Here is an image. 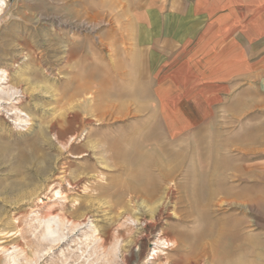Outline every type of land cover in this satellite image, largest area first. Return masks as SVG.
<instances>
[{"label":"rangeland","instance_id":"1","mask_svg":"<svg viewBox=\"0 0 264 264\" xmlns=\"http://www.w3.org/2000/svg\"><path fill=\"white\" fill-rule=\"evenodd\" d=\"M0 7V264H235L242 245L251 264H264L263 109H240L237 121L212 111L200 124L198 92L159 81L196 41L198 31L178 23L193 20L189 0ZM119 91L143 93L139 112L138 103L121 117L106 112L124 100ZM145 136L167 140L169 157L184 149L185 162L164 182L169 197L144 217V198L119 192L136 170L162 180L157 167L137 164L151 150L137 141ZM212 161L237 170L210 206L192 189L203 176L191 172Z\"/></svg>","mask_w":264,"mask_h":264},{"label":"crops","instance_id":"2","mask_svg":"<svg viewBox=\"0 0 264 264\" xmlns=\"http://www.w3.org/2000/svg\"><path fill=\"white\" fill-rule=\"evenodd\" d=\"M189 13L194 16L189 24L178 23L197 30L196 41L187 60L177 56L159 81L198 92L200 124L212 111H230L232 121L238 120L240 109L264 111V0H189ZM243 85L248 99L240 105ZM256 93L262 101L255 100Z\"/></svg>","mask_w":264,"mask_h":264},{"label":"bare ground","instance_id":"3","mask_svg":"<svg viewBox=\"0 0 264 264\" xmlns=\"http://www.w3.org/2000/svg\"><path fill=\"white\" fill-rule=\"evenodd\" d=\"M2 3H3V0H0V5H2ZM0 9H2V8L0 7ZM90 24H91V28H92V27H95L96 25H98V22L91 20ZM88 26H90V25H88ZM119 93H120V91H119ZM113 94L115 95V93H113ZM120 94L122 95V96L120 95L122 98L120 96L119 97L121 98V100H123V99L124 100L121 101V103L118 106H116V108L114 106H109L108 109L106 110V112L108 114H110L112 116H116V117H121V116L128 114L127 112H125V109L127 108V105L129 103H131V104L132 103H134V104L138 103L137 104L138 106L136 105L137 107L134 108L135 109L134 112H137V111L139 112V109L141 108L139 103L141 102V100L144 99V95L142 92H137V91H135V92L131 91L130 92V91H128L127 93L123 92ZM116 95H118V94H116ZM109 99L111 101V98H109ZM106 112H104V113H106ZM99 119H101V118H99ZM182 124H184V123H182ZM150 131H151V135H153L154 133H152V132L154 131V127H151ZM150 136H148V137L145 136L144 138L143 137L142 138L136 137V138H137V141H139V143L143 144L144 148H151V150L157 151L158 155L151 157V153H150L151 150L144 151L143 149H141V150H143V152L139 151L135 158H137V164H140V165L145 166V167L146 166H148V167L150 166L152 168L157 167L158 170H156V172H158L157 174H159V176L161 177L162 180L161 181L159 180V182H158V180H156V178L152 175V173H148L146 175H141L139 173V171L136 170V172L132 173V175L127 178L126 184L123 186L122 190L119 192V194L130 193V195L132 194L133 197H140V198L143 197L144 201H146L148 203V205H150L149 210H143V216L144 217L146 215H148L149 213L154 214V212L156 211V208H157L156 207L157 203H159L161 201V199L165 198V193H166V197H169V195H170L169 191L171 190V187H167L166 186L167 184L164 182H166L170 178L171 169L173 168L174 164H176V162L181 163V164L183 162H185V158H184L185 152H183L184 149L182 152L180 151L181 149H179L180 153L177 152L178 154L176 153V155L174 157H172V156L169 157L168 155H169L171 149H170L169 143H167V140H166V142H164V145L160 146L156 142V140L154 138L152 139ZM169 139H171V138H169ZM199 141L201 142L202 140H199ZM186 144H185V146H186ZM181 145H183V143ZM182 147L183 146H181V148ZM112 148H114V145L110 144L108 147V150L110 151ZM199 158H201V157L199 156ZM214 158H215V156H214ZM210 165H211V167L207 170L202 169V167L199 168L198 171L196 169H193L191 174L195 173V174H199V175L203 176V179H201L200 181L197 180V182H195L194 185H192V189L194 190V192H195V190H200L202 193L205 192V196L200 202L205 203V205L211 206V205H216L219 203V201H221L222 198H220V196H219L220 194L228 195V191L226 190V188L224 189L222 187L223 186L222 181L226 178L229 169H233V170L236 169L237 170V168H236V166H226L225 169H223L222 163H219L218 161H212V163H210ZM144 179H154V180H152V182L150 180H149L150 182H145ZM165 189H167V191ZM187 196L189 197V193H187ZM194 196H195V198L190 197V201L188 200L189 202H192L193 204H195L194 202L196 201V194H194ZM241 196H244V195H240V197ZM248 200H249V198L246 197V200H244V202L245 201L249 202ZM188 204H191V203H188ZM189 216H190V214H189ZM47 227L49 228V231H53L52 224H48ZM243 238H245V237H243ZM240 243H241V241H240ZM237 246H238V244H237ZM250 252L251 251L249 250V248L245 245H242V247L235 250V253H236L235 264H251L250 263V257H251ZM257 257L259 259H261L264 257V254L259 253Z\"/></svg>","mask_w":264,"mask_h":264}]
</instances>
